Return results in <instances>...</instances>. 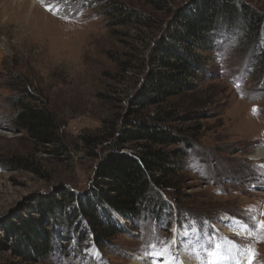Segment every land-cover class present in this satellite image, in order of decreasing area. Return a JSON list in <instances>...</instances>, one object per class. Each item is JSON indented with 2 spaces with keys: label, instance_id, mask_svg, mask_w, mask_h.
Here are the masks:
<instances>
[{
  "label": "rangeland",
  "instance_id": "374dc122",
  "mask_svg": "<svg viewBox=\"0 0 264 264\" xmlns=\"http://www.w3.org/2000/svg\"><path fill=\"white\" fill-rule=\"evenodd\" d=\"M31 1L0 0V264H152V245H171L189 264V240L210 251L252 246L256 264H264V240L238 224L255 229L264 219V0H234L261 19L255 40L224 24L198 52L194 88L159 103L143 100L145 75L157 70L149 52L193 0H37L34 9ZM109 1L135 9L146 23L114 24ZM22 90L31 106L55 117L59 144L39 145L14 125L11 99ZM131 122L166 128L176 141L125 137L120 152L137 157L144 145L184 155L154 214L129 222L102 206L122 233L99 242L84 216L63 223L61 194L99 205L97 166L124 130L135 129ZM39 219L53 250L28 260L17 253L26 245L20 226ZM231 255L221 264L247 259Z\"/></svg>",
  "mask_w": 264,
  "mask_h": 264
},
{
  "label": "trees",
  "instance_id": "16d2710c",
  "mask_svg": "<svg viewBox=\"0 0 264 264\" xmlns=\"http://www.w3.org/2000/svg\"><path fill=\"white\" fill-rule=\"evenodd\" d=\"M155 5L161 6L158 3ZM109 9V14L118 15L114 24L133 21L140 25L146 23V17L124 3L109 1ZM247 9L239 7L234 0H193L186 8L178 9L174 13L172 28L149 52V63L156 65L157 70L145 75L143 100L159 103L194 88L193 79L200 63L198 52L209 49L211 40L224 30V24L238 27V33L243 37L255 40L260 34L262 21ZM22 92L24 96L11 99L16 109L14 125L39 145L59 144L55 117L46 109L31 106L26 90ZM131 124L135 129L124 130L121 133L123 136L119 137L114 148L102 157L97 166L99 187L94 191L101 193L99 205L91 198L76 199L72 193L61 194L67 207L63 223L73 224L77 216H84L90 232L99 242L122 233L120 224L112 221L104 211L102 213V206L112 209L129 222L136 221L148 212L154 214L161 202L159 191L172 189L174 178L170 177L177 175L178 158L184 155L181 149H152L144 145L137 157L120 152L118 146L125 137L154 144L158 141L168 144L176 141L161 126L144 122ZM153 172L159 176L155 177ZM20 230L26 237V245L19 246L17 252L20 256L36 261L52 252L50 232L44 230L40 219L32 224L22 223Z\"/></svg>",
  "mask_w": 264,
  "mask_h": 264
},
{
  "label": "snow or ice",
  "instance_id": "6c2138e0",
  "mask_svg": "<svg viewBox=\"0 0 264 264\" xmlns=\"http://www.w3.org/2000/svg\"><path fill=\"white\" fill-rule=\"evenodd\" d=\"M264 168V165L260 166ZM218 194H222L219 193ZM245 211H251V209H246ZM264 216V212L260 213ZM253 219H255L253 217ZM239 227L243 229L251 238L260 242L264 240V219L259 220L256 222L255 229H252L244 222H238ZM258 229V232L256 231ZM187 236V231L185 232ZM193 235H198V233H193ZM75 243V240H74ZM174 243V241H173ZM196 244H199V241H196ZM191 240H189L188 245L185 247L184 252L186 256H189L192 259H200L201 254L206 255L209 257L207 264H221V261L225 258V255H231L232 251H237V254L243 252L246 255L247 259L244 261V264H256V257L258 253L255 251L254 247L252 246H245L242 249L236 248V246H232L229 248H225L219 244L214 245V251L208 250V247L201 245L199 248L196 247ZM152 252L149 253V258L152 260V264H186V261H183L179 258V253L173 251L171 245H167L162 249H157L155 245H152ZM95 252V249L90 250ZM237 264H240L238 261Z\"/></svg>",
  "mask_w": 264,
  "mask_h": 264
},
{
  "label": "bare ground",
  "instance_id": "6f19581e",
  "mask_svg": "<svg viewBox=\"0 0 264 264\" xmlns=\"http://www.w3.org/2000/svg\"><path fill=\"white\" fill-rule=\"evenodd\" d=\"M38 2H40V1H37V0H32L31 1V5H32V7H33V9L35 8V5H36V3L38 4ZM259 155V154H258ZM260 155L261 156H264V150H260ZM226 233H229V232H226ZM232 233L234 234L235 233V231H232ZM235 254V253H234ZM230 256V255H229ZM232 256V255H231ZM245 256V255H244ZM240 258V257H239ZM233 260V258H230V260ZM146 261L148 262V259L146 260H143L142 259V261H139V263H137V262H135L134 264H147L146 263ZM244 261H245V259H244ZM189 264H195V262H194V260L192 259L191 261H190V263Z\"/></svg>",
  "mask_w": 264,
  "mask_h": 264
}]
</instances>
